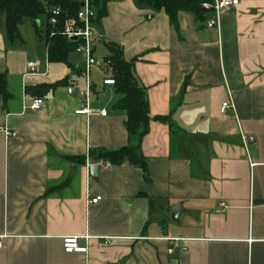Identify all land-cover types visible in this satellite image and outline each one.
Returning <instances> with one entry per match:
<instances>
[{
    "label": "crops",
    "instance_id": "1",
    "mask_svg": "<svg viewBox=\"0 0 264 264\" xmlns=\"http://www.w3.org/2000/svg\"><path fill=\"white\" fill-rule=\"evenodd\" d=\"M105 11L94 23L101 39L88 73H75L78 50L66 66L48 63L36 35L35 43L27 33L29 45L9 42L0 15V74L10 94L0 97V264H264V0H239L218 30L185 12L174 27L138 0ZM107 45L145 89L146 174L106 162L93 178L87 168L99 163L91 154L128 145L125 113L114 108L121 96L103 85ZM64 79L42 98L31 91ZM34 99L43 107L23 111ZM228 102L232 110L221 114ZM84 107L89 114H75ZM166 116L173 132L154 120ZM84 236L86 253L63 252V238Z\"/></svg>",
    "mask_w": 264,
    "mask_h": 264
},
{
    "label": "trees",
    "instance_id": "2",
    "mask_svg": "<svg viewBox=\"0 0 264 264\" xmlns=\"http://www.w3.org/2000/svg\"><path fill=\"white\" fill-rule=\"evenodd\" d=\"M122 0H91L96 13V20L105 15V6L111 2ZM206 0H138V3L152 11H163L172 26H177V15L180 12L192 14L197 22L203 23L208 18V12L202 8ZM58 8L59 16L54 17L55 23H48L50 10ZM79 4L75 0H0V15L4 16L6 39L9 42L22 43L20 27L24 22L32 25L35 35L45 43L47 61L49 64L68 65V57L81 45V41L67 40L63 35L64 23L75 17ZM44 18L45 28L42 31L41 19ZM95 20V21H96ZM110 56L104 61L109 62L111 76L114 80V90L121 96L114 108L125 113V129L128 136V145L117 151L91 154L94 162H108L112 166H121L124 163L138 168L146 174V163L140 155L142 139L148 132L149 108L146 101L145 89L138 83L132 68V63L126 62L121 51L114 45H107ZM64 79L53 85H41L31 89L36 98H42L57 87L66 86ZM0 97L2 102L10 98L6 75L0 74ZM169 117H155L160 124H167L173 132V126L168 123ZM83 162V160H80Z\"/></svg>",
    "mask_w": 264,
    "mask_h": 264
},
{
    "label": "built area",
    "instance_id": "3",
    "mask_svg": "<svg viewBox=\"0 0 264 264\" xmlns=\"http://www.w3.org/2000/svg\"><path fill=\"white\" fill-rule=\"evenodd\" d=\"M79 4V10L76 13L75 17L69 18L65 21L62 35L67 39L71 40L73 38H77L78 41H81V45L78 47V51L84 54L86 56V73H88V70L90 67L96 65V61L93 58V47L96 43L100 41V35L98 34L97 30L94 28V23L96 20V13L93 9V6L91 4V0H75ZM239 0H206L202 3V8L205 9L208 12V18L205 21V27L210 30H218L220 25V19L221 17L227 13L231 8H234L238 5ZM81 5V6H80ZM51 16L48 19V23L54 24L55 19L54 17L59 16L60 10L58 8H53L50 10ZM106 72L109 74L108 77H106L103 80L104 86L113 87L114 86V80L111 76L112 70L109 68V62L103 61L100 64ZM36 64L35 63H29L28 69L30 72H33L35 70ZM89 95V86L87 87V90L83 94V96ZM44 105V101L42 99H34L32 100L29 107H24L23 111H31L35 112L40 110ZM232 110V104L231 102L224 103L221 105L220 113L224 114L227 110ZM89 110L87 107H84L82 109H79L75 112L76 115H87L89 114ZM101 116H105L106 112H101ZM3 134L6 137H13L14 133H11L7 131L6 129H3ZM242 142L244 145H251L255 144V138L252 136H242L241 137ZM97 166L104 165L106 167H109L110 165L106 162H99L96 164ZM91 165L87 164V168H89ZM253 166V165H251ZM101 201V197H95L93 199L88 200L89 205L97 204ZM220 210L219 212H223L226 210V205L224 203H221L219 205ZM89 237L84 236L82 238L80 237H65L62 239V248L63 252L65 254H73V253H79L83 254L86 253L87 249L86 247H82L79 245L80 240L87 241ZM173 247H178V239H173L168 241ZM4 247L3 244V237H0V250H2ZM169 253H171V250H169Z\"/></svg>",
    "mask_w": 264,
    "mask_h": 264
},
{
    "label": "water",
    "instance_id": "4",
    "mask_svg": "<svg viewBox=\"0 0 264 264\" xmlns=\"http://www.w3.org/2000/svg\"><path fill=\"white\" fill-rule=\"evenodd\" d=\"M71 41H77V38H73V39H71ZM85 69H86V56L83 54L81 56L78 64L75 66V73H81V72L85 71ZM98 170H99V166L91 165L89 168V172H90L91 177L96 178ZM181 211H182L181 205H176L172 208V212H171L172 221H175V222L178 221V215Z\"/></svg>",
    "mask_w": 264,
    "mask_h": 264
},
{
    "label": "rangeland",
    "instance_id": "5",
    "mask_svg": "<svg viewBox=\"0 0 264 264\" xmlns=\"http://www.w3.org/2000/svg\"><path fill=\"white\" fill-rule=\"evenodd\" d=\"M41 23L43 25V27H42V31H43L45 28V23H46L44 18L41 19ZM27 33L29 34V36L32 37L33 42L38 40L37 37L35 36V33L33 31V28L31 27L30 23L24 22L22 30H21V37L23 39L24 44L26 43L29 45V41H27L28 40V34Z\"/></svg>",
    "mask_w": 264,
    "mask_h": 264
}]
</instances>
